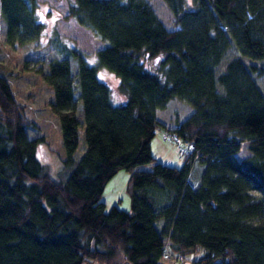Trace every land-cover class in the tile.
I'll list each match as a JSON object with an SVG mask.
<instances>
[{
  "label": "trees",
  "instance_id": "obj_1",
  "mask_svg": "<svg viewBox=\"0 0 264 264\" xmlns=\"http://www.w3.org/2000/svg\"><path fill=\"white\" fill-rule=\"evenodd\" d=\"M164 1L172 30L147 0L70 5L66 18L104 47L94 66L55 32L63 56L37 72L54 92L63 179L39 158L43 139L29 136L39 125L0 67V264H164L165 254L180 264H264V0ZM37 6L0 0L7 46L40 44ZM100 66L118 77L119 104ZM173 99L192 111L168 128L157 112ZM158 126L194 145L181 166L154 157ZM120 170L130 173L131 210L108 211L105 187Z\"/></svg>",
  "mask_w": 264,
  "mask_h": 264
},
{
  "label": "rangeland",
  "instance_id": "obj_2",
  "mask_svg": "<svg viewBox=\"0 0 264 264\" xmlns=\"http://www.w3.org/2000/svg\"><path fill=\"white\" fill-rule=\"evenodd\" d=\"M152 6L159 19L169 30L174 29L173 15L164 0H147ZM37 13L45 25V31L41 37L40 44L32 42L24 47L7 46L5 44V26L0 19V67L8 68L13 75L10 76V85L18 101L25 107L30 117H33L39 125V129L29 132L30 138H42L39 146V158L47 166L51 176L60 180L65 178L64 160L66 152L64 149L61 128L58 117L52 112L50 102L54 99V92L43 79L39 70H47L49 60L63 56L56 43L53 41L55 32L63 37L70 46H76L86 53L89 64L99 65L97 52L104 44L96 39L93 33L82 28L77 22L69 17L66 18L69 7L73 0H37ZM237 55L235 49H231L225 62ZM160 58L147 60L146 66L154 71ZM100 78L112 87V101L119 104L123 97L117 91L118 77L106 67H99ZM258 77V76H257ZM258 85L264 93V76L258 77ZM76 99L80 105L79 114L82 113L80 94L77 92ZM166 111H160L159 117L168 126H173L176 117H186L192 110L179 101L173 99L169 102ZM177 120V119H176ZM171 128V127H169ZM79 146L75 159L79 160L86 150L84 129H80ZM154 157L166 165L181 166L183 163L176 146L163 140V128L158 126L156 136L151 142ZM248 156L247 146L244 145L240 157ZM147 169L150 166H146ZM198 169V166L196 167ZM196 180L199 173L195 174ZM130 173L120 170L106 185L102 201L109 211L114 205L125 211L131 210V197L128 192ZM164 220L156 222L160 229ZM164 264H180L174 258L163 261ZM184 264L190 262L184 259Z\"/></svg>",
  "mask_w": 264,
  "mask_h": 264
},
{
  "label": "built area",
  "instance_id": "obj_3",
  "mask_svg": "<svg viewBox=\"0 0 264 264\" xmlns=\"http://www.w3.org/2000/svg\"><path fill=\"white\" fill-rule=\"evenodd\" d=\"M163 140L165 142L172 143L176 146L178 154L180 157L189 156L194 151V145L190 143H185L181 140V138L170 131H165L163 134ZM164 259H170L169 254H165Z\"/></svg>",
  "mask_w": 264,
  "mask_h": 264
},
{
  "label": "crops",
  "instance_id": "obj_4",
  "mask_svg": "<svg viewBox=\"0 0 264 264\" xmlns=\"http://www.w3.org/2000/svg\"><path fill=\"white\" fill-rule=\"evenodd\" d=\"M169 105V104H168ZM168 107V106H167ZM167 109H164V110H158V112H157V117H158V120L165 126V127H174L175 126V123L177 122V120H180V119H183L184 117H176V119L174 120V124H173V126L171 125V126H168L166 123H165V121H162L161 119H160V117H159V113H160V111H166Z\"/></svg>",
  "mask_w": 264,
  "mask_h": 264
},
{
  "label": "bare ground",
  "instance_id": "obj_5",
  "mask_svg": "<svg viewBox=\"0 0 264 264\" xmlns=\"http://www.w3.org/2000/svg\"><path fill=\"white\" fill-rule=\"evenodd\" d=\"M181 140H182V139H181ZM182 141L185 142L184 140H182ZM185 143H186V142H185ZM194 151H195V148H194ZM194 151H193V152H194Z\"/></svg>",
  "mask_w": 264,
  "mask_h": 264
}]
</instances>
